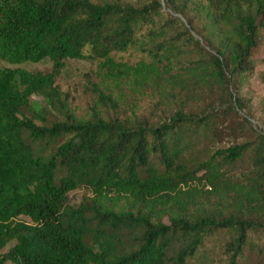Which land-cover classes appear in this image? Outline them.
Wrapping results in <instances>:
<instances>
[{
	"label": "trees",
	"instance_id": "obj_1",
	"mask_svg": "<svg viewBox=\"0 0 264 264\" xmlns=\"http://www.w3.org/2000/svg\"><path fill=\"white\" fill-rule=\"evenodd\" d=\"M164 3L0 0V59L52 61L49 70L0 66V264H193L216 234L222 264H264V133L224 146L221 130L234 114L248 128L239 97L264 66V0ZM164 7L189 24L190 14L226 27L206 69L225 89L223 107L175 106L158 122L102 116L98 106L160 89L171 73L161 52L135 63L114 56ZM67 59L97 61L87 118L68 110L56 86ZM33 95L62 118L47 123L39 107L41 123L28 116ZM82 187L92 196L68 204ZM214 201L231 207L219 215Z\"/></svg>",
	"mask_w": 264,
	"mask_h": 264
},
{
	"label": "rangeland",
	"instance_id": "obj_2",
	"mask_svg": "<svg viewBox=\"0 0 264 264\" xmlns=\"http://www.w3.org/2000/svg\"><path fill=\"white\" fill-rule=\"evenodd\" d=\"M113 1V0H94ZM137 4L147 3L151 0H122ZM163 5L164 0H162ZM162 14L156 16L152 23L144 24L136 32V40L125 51L114 53L116 59L135 63L140 59L151 60L154 52H161L168 56L171 64V73L165 74L157 80L162 88L146 93L136 98L129 93L119 105H100L96 109L102 116L119 115L123 119L149 120L158 122L166 118L175 106H182L186 111H198L216 104L223 107L225 89L214 79L209 77L208 62L216 51V43L223 41L226 27L213 26L211 21L204 16L190 15L192 24L186 16L176 14L164 7ZM187 29L190 31L187 32ZM225 41V39H224ZM90 49L85 50L89 53ZM207 61V62H206ZM0 66L24 67L28 70H49L52 61L44 59L40 62H25L10 64L0 59ZM97 61L95 59H67L61 74L57 77L56 86L61 92L68 110L78 117H89L96 107L97 92L94 85ZM158 84V85H159ZM240 92V105L244 109L241 113L248 119V128L243 127V122L238 115L224 119L222 145L233 142L256 138V134L264 133V66L256 68L255 72L248 76L247 82ZM46 116V122L52 123L62 118L61 112L47 111L42 95H33L30 106L25 113L38 123L36 109ZM221 144V143H220ZM246 164H243V168ZM92 196L89 188H77L69 192L68 204L78 206ZM217 214L228 212L230 205H224L221 201L211 203ZM30 221L24 215L19 217ZM127 241H133L131 235ZM222 236L213 235L201 250L198 258L193 259V264H222L227 259L225 245ZM15 240L11 241L2 252L7 251ZM5 264H15L8 260Z\"/></svg>",
	"mask_w": 264,
	"mask_h": 264
}]
</instances>
